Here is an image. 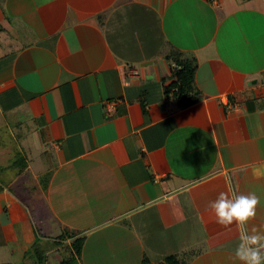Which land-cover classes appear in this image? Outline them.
<instances>
[{
    "label": "crops",
    "instance_id": "1",
    "mask_svg": "<svg viewBox=\"0 0 264 264\" xmlns=\"http://www.w3.org/2000/svg\"><path fill=\"white\" fill-rule=\"evenodd\" d=\"M222 192L255 193V217L218 223ZM254 230L264 0H0V264L36 244L40 264H244Z\"/></svg>",
    "mask_w": 264,
    "mask_h": 264
},
{
    "label": "clouds",
    "instance_id": "2",
    "mask_svg": "<svg viewBox=\"0 0 264 264\" xmlns=\"http://www.w3.org/2000/svg\"><path fill=\"white\" fill-rule=\"evenodd\" d=\"M258 204L259 197L255 193L241 194L233 198L222 192L211 207L218 223L231 225L238 222L244 225L250 218L255 217ZM236 256L244 264H264V233L254 230V234H244L236 249Z\"/></svg>",
    "mask_w": 264,
    "mask_h": 264
},
{
    "label": "trees",
    "instance_id": "3",
    "mask_svg": "<svg viewBox=\"0 0 264 264\" xmlns=\"http://www.w3.org/2000/svg\"><path fill=\"white\" fill-rule=\"evenodd\" d=\"M194 69L195 65L187 60L186 57L177 58L174 67L171 69L169 82L165 84V92L171 94L173 101L180 108L189 106L201 98L194 86ZM76 242L74 241L73 247L76 255H80L81 245ZM52 247V244H36L30 251L25 253V259L20 264L42 263L46 252ZM169 258H166V263L175 264L174 259L169 260ZM69 263L75 264V261L71 260Z\"/></svg>",
    "mask_w": 264,
    "mask_h": 264
},
{
    "label": "built area",
    "instance_id": "4",
    "mask_svg": "<svg viewBox=\"0 0 264 264\" xmlns=\"http://www.w3.org/2000/svg\"><path fill=\"white\" fill-rule=\"evenodd\" d=\"M211 2H216L217 0H210Z\"/></svg>",
    "mask_w": 264,
    "mask_h": 264
},
{
    "label": "rangeland",
    "instance_id": "5",
    "mask_svg": "<svg viewBox=\"0 0 264 264\" xmlns=\"http://www.w3.org/2000/svg\"><path fill=\"white\" fill-rule=\"evenodd\" d=\"M1 254H2V253L0 252V256H1Z\"/></svg>",
    "mask_w": 264,
    "mask_h": 264
}]
</instances>
